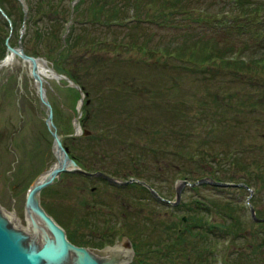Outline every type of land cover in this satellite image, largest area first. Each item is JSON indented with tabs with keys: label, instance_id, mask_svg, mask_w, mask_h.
<instances>
[{
	"label": "rangeland",
	"instance_id": "obj_1",
	"mask_svg": "<svg viewBox=\"0 0 264 264\" xmlns=\"http://www.w3.org/2000/svg\"><path fill=\"white\" fill-rule=\"evenodd\" d=\"M94 1H80L76 9L71 11V4L66 0L64 11L69 6L67 16L65 13L64 16H56L60 11L55 8L47 11L43 18L40 17L41 13L35 12L38 19L35 20L36 26L42 28L46 36H37L34 30L28 31L23 38L24 46L30 54L44 57L50 66H54L56 60L63 72L72 73L83 81L80 84L85 93V103L81 123L83 129L87 128L91 134L84 135V130H81L77 139L74 137L73 141L68 142L74 144L77 140V144L84 146L82 154L77 153L83 155L86 164L91 160L90 151H87L89 149H85L87 145L98 152L97 164L89 169L123 178L129 172L141 173L146 183L170 201L153 199L141 184L117 189L105 179H99L94 191V243L99 241V245L101 234L107 235L108 231L109 237L117 234V238L122 240L124 235L133 239L134 243L137 242V263L141 259H147L153 263L162 260L163 264L167 262L166 254L171 250V255H168L169 260H173L172 264H194L199 256L196 253L198 251L203 252L200 255L208 256L210 262H219L221 259L216 260L211 248L206 250L205 246H215V242L221 240L222 243L216 244V253L224 257L222 264H264V222L256 225L251 216L252 207L258 216H264V61L258 58L264 53V49L257 48L262 43L255 45L256 40L253 38L264 32V22L250 23L247 22L249 13L231 11L233 0H206L205 7L212 11L217 23L214 24V34L207 37L208 43L219 47L232 46L240 51L244 49V54L240 55L248 65L235 70L221 61L211 63L208 60H198L199 63L192 61L191 68L182 71L178 67L182 63L177 56L167 51L172 53L178 45V38L182 39L180 31L174 26L179 21L166 16L169 12L167 0L164 5L160 2L143 4L142 0L140 19L133 17L130 22L123 20L124 15L132 16L129 1ZM255 1L264 5V0ZM36 2L33 12L38 9ZM101 5H105L104 12L111 9L119 11L116 22L103 21L105 14L100 10ZM5 7L9 16L17 21L18 32L20 30L24 34L25 18L21 16L23 6L20 0H7ZM30 14L28 10L27 18ZM171 15H175L173 18H180L177 13ZM261 16H264V12ZM65 17L71 18L67 31L68 42L59 41L56 37ZM166 17L169 19L167 22ZM208 23H212V17L201 21L200 25L207 26ZM241 25L245 27L243 33L237 30ZM3 29L5 26H0V30ZM17 36L14 33L11 39L17 40ZM102 38H108L106 45L99 44ZM132 39L139 40L141 44L118 46L121 42L131 43ZM244 45H248L247 49ZM95 57H99V62H94ZM189 61L191 60L186 57V62ZM132 77L137 82L132 88L135 94L128 95L126 88L129 83L124 81L131 82ZM45 78L56 124L59 130L72 132L80 92L66 79ZM146 78L149 79L147 84L155 85L154 89L166 87L165 89L170 90L165 92L164 89L163 100L159 105H163L164 100L169 97L175 108L180 101L185 105L181 104L183 106L179 112L178 108L176 111L168 109L171 114L164 110L166 107L150 103L146 105L144 93L150 89L141 85ZM107 86L114 88V95L110 94ZM36 96L27 63L17 57L9 65L0 67V153L3 156V159L0 157V202L8 211L14 207L23 224L25 190L39 171L46 170L55 161L51 149L49 150L53 138L45 125V110L42 112L38 108L40 104L35 100ZM25 97L27 99L23 100ZM22 106H27L25 112L28 115L24 124L19 127ZM129 111L141 112L140 116L152 118V129L146 131L134 126L127 117ZM177 115H181L179 119ZM170 118L177 121H173L171 125L162 121ZM156 121L160 123L157 122V127H154ZM14 122L16 124L13 126ZM20 128H23L21 133ZM12 131L14 148L25 137L29 138L27 158L23 152H14L9 148ZM34 137L37 138L33 142ZM44 149L50 153L42 163L37 162V154ZM31 151L36 156H32ZM180 151L187 152L192 157L182 155ZM18 152L19 162L15 157ZM228 152H233L232 157H229ZM22 165L24 170L35 167L34 171H26L30 174L28 179L19 183L17 181L23 176ZM177 172L180 175L175 180ZM230 175L236 178L235 184L230 183ZM203 176L228 184L220 186L200 183L193 186L192 183ZM74 177L76 176L65 174L64 182L45 188L42 195L48 210L52 213L54 211L53 214L58 217L56 218H60L66 225L69 226L70 223L69 229L75 233L72 235H79L77 240L85 243L92 240V214L91 211H82L79 216L71 214L75 207H82L84 200L80 196L83 193L80 191V179L76 190L70 185L77 182ZM183 179L190 181L191 185L186 183L183 186L180 201L175 203L177 188ZM15 184L19 185L16 189L13 188ZM92 185L94 182L88 183L84 192L86 197L91 195ZM65 191H68L65 197H77L76 203L70 204L71 213H68L67 204L60 198ZM168 205L176 207L172 209ZM207 209L212 211V222L207 221ZM195 211L202 214L208 229L214 223L216 229L200 233L199 227L204 223L202 219V223H198L194 232L186 239L187 242L182 241L180 247L175 240V237L178 238L176 227H182V233L185 232L182 220ZM74 218L83 222H77L76 226ZM123 219L126 225L120 228L119 224ZM106 222L111 224L112 230L106 228ZM225 237L229 241L224 243ZM170 238L174 243H168ZM153 246H157L159 250L155 251Z\"/></svg>",
	"mask_w": 264,
	"mask_h": 264
},
{
	"label": "trees",
	"instance_id": "obj_2",
	"mask_svg": "<svg viewBox=\"0 0 264 264\" xmlns=\"http://www.w3.org/2000/svg\"><path fill=\"white\" fill-rule=\"evenodd\" d=\"M7 2V0H0V4L2 5V7H5V3ZM36 2L37 4V11H34V2ZM27 0L28 5H29V10L31 12L30 17H28L26 19V34L28 31L34 30L36 31L37 36H46L44 33V30L42 28H39V26H36V23L38 21V19H36L35 17V12L37 13H41V18H43L44 16H46V12L49 10H53L55 9H59L60 12H58V15L67 16V12H68V7L67 9L64 11L65 7H64V3L66 2V0ZM68 1V0H67ZM83 1V0H80ZM79 1V2H80ZM100 0H95L94 2L97 3ZM129 1L130 4V10L132 11V17L135 18H139L140 19V8L142 5V0H127ZM144 3L143 4H150L153 2V4L155 2H160L162 5L166 4L165 1L166 0H143ZM234 4L232 5L231 11L235 10V12H239V13H249V20L247 22L250 23H254V22H259L258 24H260V22H264V16H261V14L264 12V5H260L258 4L255 0H233ZM78 2V3H79ZM110 2H113L112 0H110ZM77 3V4H78ZM167 3L169 4V6H167L169 8V12L166 15L167 17H169V19H173L176 21H179L178 23H175L174 26H176L178 32L181 34L182 39L178 38L177 42L178 45L176 47V49H174L171 53V51L167 50L171 55H176L179 62L182 63L180 65H178L179 69L181 68L182 71H186L187 69L191 68V64L193 63L192 61H194L195 63H199V61H210L211 63H217L218 61L224 62V64H228L230 66H232L235 70H238L239 68L242 69L244 65H248L244 59H242V55L244 54V49L237 50L234 49L232 46H222L219 47L218 45H213L211 42L208 43V36H211L212 34H214L213 30H214V24H217L215 21V17L212 16V11H208L207 8L205 7V5L207 4L206 0H167ZM116 5V4H114ZM152 5V4H150ZM105 5H101L100 10L103 11ZM247 9V10H246ZM198 10V11H197ZM62 11V12H61ZM197 11V13H196ZM171 13H177L179 14L180 18H173L175 17V15H171ZM230 13V12H228ZM34 14V15H33ZM102 14L105 16L102 17L103 21L105 23H110V22H116V20L119 18V11L117 9H111L108 12H102ZM21 16L23 17V11L21 12ZM127 16H123V19H125ZM166 17V22L167 19ZM210 17H212V23H208L207 26H202L200 25V22L203 20H208L210 19ZM128 18V17H127ZM259 18H262L263 20H260ZM59 19V18H57ZM101 18H98V20H100ZM195 19V20H193ZM35 20H37L35 22ZM42 20V19H41ZM66 17L62 22V25L59 28V31L56 35L57 39L59 41H62L61 39V32L64 29L65 26V22H66ZM132 19L127 20V22H130ZM188 20V21H187ZM35 23V24H34ZM199 23V24H197ZM55 25V24H54ZM0 26H5V29L0 30V58L3 57L6 53L7 50V46H6V38L9 35V30H8V21H6L5 19L1 20L0 19ZM57 26V24H56ZM222 26V25H220ZM219 28V27H218ZM221 28V27H220ZM238 32L243 33L245 31V27L244 25L238 26L237 27ZM13 32H15L18 36H19V32H18V26H17V21L13 20ZM263 32H260V34ZM206 37H204V35ZM260 34H257L255 36H253L254 40H257V38L260 37ZM264 34L261 36L263 37ZM177 37V36H176ZM257 37V38H256ZM66 42L69 41V36L68 34L65 37ZM260 44L257 48H261L264 49V43L262 41V39L260 38ZM10 42L12 44H16L17 40H12L10 38ZM108 42V38L104 39L102 38L99 41V44H104L106 45ZM141 44L139 43V40L137 39H132L131 43L129 42H121L118 43V46H130V44ZM117 44V43H114ZM248 45H244V48L247 49ZM143 48V47H142ZM65 49V48H64ZM146 49V47H144V50ZM243 50V51H242ZM164 51V50H163ZM190 51V52H189ZM231 52V53H230ZM161 55H163L164 53H160ZM159 54V55H160ZM231 56V57H230ZM186 57H188L189 62H186ZM259 60L264 61V53H262L259 57ZM257 58V59H258ZM199 60V61H198ZM253 60H255V58H253ZM94 62L97 63L99 62V57H95ZM256 62V61H255ZM187 64V65H185ZM54 66L56 67V69H58L59 71L61 70V68L59 67L57 61H54ZM99 70H101V65L99 66ZM61 72H63V70H61ZM64 73L70 75L71 77H73L75 80H77L79 83L83 84V81L80 80L77 76H75L72 73H69L67 71H64ZM149 79L146 78V80L144 81V84L141 85H145L144 88L145 89H150V90H146V93H144V98L145 101L144 102L146 105H148L150 103V105H158L160 107H166V109L164 108V110L171 114V111H167L168 109H174L176 111V108H178V112L181 110V106L185 105L183 103V101L178 102V107H174L175 104L171 101V98H166L163 103V105H159V102L162 99V95H163V91L166 87H160V88H153V86L155 87V85L153 84V86L149 85L146 83V81H148ZM127 84V88H126V93H128V95L130 94H135L134 92H132V88L133 85L137 82H135V79L132 77L131 78V82L128 81H124ZM108 90L110 91L111 95L113 94V90L114 88L111 86H107ZM169 89H165V92L168 91ZM131 91V92H130ZM170 91V90H169ZM149 92H157L154 95H149ZM164 92V93H165ZM141 98L143 97L142 93H141ZM164 97V96H163ZM183 104V105H181ZM144 112V111H143ZM129 115L127 116L128 118H130V120L132 121V124L134 126H137L138 129H145L146 131H149L152 129V125L151 123L153 122L152 118L147 119L144 118L143 116H140L141 112H135V111H129L128 112ZM181 115H177V118L179 119ZM174 117V116H173ZM181 120V119H180ZM163 122H168L170 123V125L173 123V121H177L175 118H170L166 121V119H162ZM157 122H154V124H156L154 127H157ZM160 123V122H159ZM162 126H165V124H163ZM153 127V128H154ZM229 153V152H228ZM180 154L182 155H188L187 152L184 151H180ZM190 156V155H188ZM200 156V153H199ZM192 157V156H190ZM218 172V170H217ZM231 178L230 179H235L230 175ZM197 211V210H196ZM192 213L189 216V220L188 222L185 224V229L186 231L182 233L179 232L178 234V238H177V243H179L180 247L182 246V241L187 242L186 239H188V236L190 234H192L195 230V228L197 227L198 223H202V219H203V224L199 227L200 233L205 234V232L207 233L209 230L211 231H215L216 229V224H211V226H209V229L206 227L205 224V220L204 217L201 215H199L197 212ZM205 224V225H204ZM193 227V228H192ZM208 241V240H207ZM135 244V248L136 251L138 249L137 242L134 243ZM150 245V244H149ZM212 245H208L207 247L205 246L206 250L209 248H211ZM152 248H154V250L156 251L157 249L159 250V248H157V246H153ZM172 248V247H169ZM168 253H170L171 255V250L167 252L166 254V260L167 262H164L163 264H172L173 260H169L170 256L168 255ZM198 258L196 259L194 264H213L212 262H210L209 257L208 256H204V255H200L201 251L196 252ZM169 260V261H168ZM130 264H162V260H159V262H151L147 259H141L138 263H137V259L134 258V260L130 263ZM188 264H190V262H188Z\"/></svg>",
	"mask_w": 264,
	"mask_h": 264
},
{
	"label": "water",
	"instance_id": "obj_3",
	"mask_svg": "<svg viewBox=\"0 0 264 264\" xmlns=\"http://www.w3.org/2000/svg\"><path fill=\"white\" fill-rule=\"evenodd\" d=\"M25 9V0H21ZM9 50L18 55L24 63H28L31 75L34 79L38 95L46 105L47 125L54 136L57 162L50 169L41 173L30 185L25 202V224L20 220L15 208L8 211L0 203V264H127L134 255L133 245L128 237H124L120 244L107 246L102 249L79 246L72 243L65 229L45 210L41 204V190L54 183L60 177L61 172L71 170L69 165H76L70 159L67 148L63 145V138L67 134L57 132L53 120V108L48 98L44 79L41 75L38 60L43 57L26 53L21 41L17 47L8 46ZM3 59L2 61H4ZM45 60V59H44ZM1 61V62H2ZM0 62V65H1ZM56 75L65 78L80 91L81 99L78 112L75 117V130L80 129V118L83 113L82 104L84 93L80 84L71 77L59 73L54 67ZM86 133L89 131L86 129ZM84 171L83 169L73 168ZM209 181L218 185H226L227 182L218 181L211 177H204L197 182ZM187 180H183L178 189L180 199L183 186ZM253 215L257 220H264Z\"/></svg>",
	"mask_w": 264,
	"mask_h": 264
},
{
	"label": "flooded vegetation",
	"instance_id": "obj_4",
	"mask_svg": "<svg viewBox=\"0 0 264 264\" xmlns=\"http://www.w3.org/2000/svg\"><path fill=\"white\" fill-rule=\"evenodd\" d=\"M25 99H27L26 97L25 98H23V100H25ZM35 100H37L38 102H39V109L40 110H42V112H44V110H45V108H43L44 106L42 105V103H41V99H40V97L39 96H36V98H35ZM27 106H22V108H21V113H20V115H22L21 116V120H19V122H18V125H19V127H21L23 124H24V121L26 120V116L28 115V113H26L25 112V108H26ZM35 109H37V108H35ZM37 112V111H36ZM35 112V113H36ZM45 114V113H44ZM43 115H41V117H42ZM44 121H45V116H44ZM16 123L14 122V123H12V125L14 126ZM45 125H46V121H45ZM72 125H73V121H72ZM46 127H47V125H46ZM73 127H74V125H73ZM48 129V128H47ZM73 130H74V128H73ZM23 131V128H20L19 129V133H21ZM49 131V130H48ZM60 132H62V133H68V136H66L64 139H63V141H64V144L68 147V152H69V156L71 157V158H73L75 161H76V163L78 164V166H81V167H83V168H85V169H87V170H89V171H92V170H90L89 168H94V166L97 164V154H98V152L97 151H95L94 149H92V148H94V147H89L88 145H87V147L85 148L86 150L87 149H89V150H87V151H90V157H91V160H90V162H88L87 164H86V162H84V160H83V155L81 156V155H78V153L77 152H79V153H81L82 154V152H83V147H82V145H80V144H77V138H76V136L77 135H74V136H71V132H68V131H63V130H59ZM50 132V131H49ZM74 137L76 138L75 140H76V142H74V144H71V143H69L68 142V140H74ZM36 138L37 137H34V140H33V142L36 140ZM39 140H41V138H38ZM94 139V138H93ZM28 143H29V138L28 137H25L24 139H23V141H22V143L18 146V147H15L14 148V131H12V133H11V139H10V149H12L14 152H17V151H21V152H23V155L25 156V158H27V156L29 155V147H28ZM33 145V144H32ZM90 146H92V144L90 145ZM51 149V154L53 155V157L55 158V161H56V155H55V153H54V150H53V142H52V145H51V148H50V144H49V150ZM86 151V152H87ZM19 152L18 153H16L15 154V157H16V161L17 162H19L20 161V156H19ZM33 154H32V156H36V153L34 154V151H31ZM50 153V151L48 152L47 150H41V152H39L38 154H37V162H40V163H42V161L48 156V154ZM0 157H1V159H3V156H2V153H0ZM54 161V162H55ZM53 162V163H54ZM12 164H14L13 162H12ZM72 165V164H71ZM20 166V165H19ZM23 166V165H22ZM34 167L35 166H33V168L31 169V170H24V166H23V171H22V179H19L17 182H19V183H24V181H26L27 179H28V177H29V175L30 174H27L26 173V171L27 172H31V171H34ZM50 167V166H49ZM48 167V168H49ZM18 170V169H17ZM45 171V169L44 170H41V171H39V173H37L36 175H35V177L33 178V180L36 178V177H38L41 173H43ZM97 171V170H96ZM17 172V171H16ZM16 172H14V174L16 173ZM92 172H94V170L92 171ZM124 174H126L125 172H123ZM129 173H131V172H129ZM13 174V175H14ZM65 174H71V175H75L76 177H74V179H76L77 180V182H73V183H71L70 185L72 186V188L74 189V190H76V187H77V184H78V179H80V181H79V184H81V186H80V191L82 192L83 191V193H81L80 194V196L84 199L83 200V205H82V207H79V206H77V207H75V209L72 211V206L70 205L71 203H76V201H77V197H76V195H74V197L73 198H68V197H65L67 194H68V191H65L61 196H60V198H61V200L63 201V202H65L64 204H67V206H68V208H67V211H68V213H71V211H72V213L71 214H75L76 216H79V214L82 212V211H86V212H89V211H91V214H92V221H91V226H92V228H93V232H91V235H92V240L91 241H86L85 242V244H87V245H91V246H94V191L96 190V188H97V182H98V180L99 179H105V178H103V177H101V176H94V175H87V174H83V173H81V172H78V171H65L64 173H62V175H61V177L60 178H58V180H57V182L55 183V184H53V185H56V184H61L62 182H64V175ZM138 175H139V177L140 176H142L141 175V173H138ZM1 177H2V174L0 173V179H1ZM101 177V178H100ZM113 177H115V178H117V179H119V180H122V181H124L125 179H126V177H122V176H120V175H113ZM105 181L108 183V184H110V185H114V186H116V187H118L117 189H122V187L124 186V185H121L119 182H112V181H108V180H106L105 179ZM30 182H32V180L30 181ZM92 182H94V185H92L91 187H90V189H91V195L89 196V197H86L85 196V194H84V192L87 190V185H88V183H92ZM96 183V184H95ZM138 183V182H137ZM139 184H141V183H139ZM141 185H143V184H141ZM19 185L18 184H15L14 186H13V188H17ZM28 188V187H27ZM68 189V188H67ZM142 191H144V188H143V190ZM43 192V191H42ZM143 193V192H142ZM143 195H144V197H145V194L143 193ZM26 196H27V189L25 190V199H26ZM41 200H42V204L44 205V207L48 210V208L49 207H47L46 206V204L44 203V199H43V195H42V193H41ZM62 201H60V202H62ZM59 207H60V204H59ZM23 210H24V208H23ZM62 210V209H61ZM111 210V209H110ZM49 212H51L50 210H48ZM53 211V210H52ZM52 213V212H51ZM53 213H54V211H53ZM52 213V214H53ZM55 217H57L56 216V214H53ZM58 218V217H57ZM98 219H100V218H98ZM64 227H65V229H66V232H67V235H68V237L73 241V242H75V243H79V244H82L83 242L81 241V242H79V240H77V237L79 236H73L72 234H75V233H73L72 232V230H70L69 229V227H70V223H69V226L68 225H66L60 218L59 219H57ZM73 220H75V221H73L75 224H76V226H77V222L78 223H81V222H83V221H80V220H77L76 221V219L74 218ZM101 220V219H100ZM106 221H108V220H106ZM109 222V221H108ZM108 222H106V228H110L111 230H112V227H111V224L110 225H108ZM84 223H86L85 221H84ZM124 225H126V224H124ZM77 228V227H76ZM75 230V229H74ZM108 232V231H107ZM76 233H78V232H76ZM101 237H102V234H101ZM96 243V242H95Z\"/></svg>",
	"mask_w": 264,
	"mask_h": 264
},
{
	"label": "bare ground",
	"instance_id": "obj_5",
	"mask_svg": "<svg viewBox=\"0 0 264 264\" xmlns=\"http://www.w3.org/2000/svg\"><path fill=\"white\" fill-rule=\"evenodd\" d=\"M16 58L17 57L13 53L10 52L8 54L7 58L2 62L1 66L9 65L14 60H16ZM38 64H39V69H40L41 75H42L44 80L46 79L45 77H54V78L60 77V76L56 75V73L52 70L51 66L48 64V62L46 60L39 59Z\"/></svg>",
	"mask_w": 264,
	"mask_h": 264
}]
</instances>
